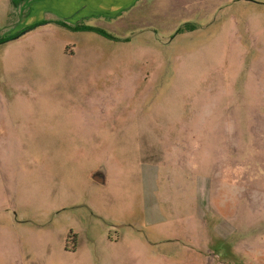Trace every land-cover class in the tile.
<instances>
[{"label": "rangeland", "instance_id": "1", "mask_svg": "<svg viewBox=\"0 0 264 264\" xmlns=\"http://www.w3.org/2000/svg\"><path fill=\"white\" fill-rule=\"evenodd\" d=\"M130 2L0 0V264H264V0Z\"/></svg>", "mask_w": 264, "mask_h": 264}, {"label": "crops", "instance_id": "2", "mask_svg": "<svg viewBox=\"0 0 264 264\" xmlns=\"http://www.w3.org/2000/svg\"><path fill=\"white\" fill-rule=\"evenodd\" d=\"M13 7L22 9L25 16V21L14 31L20 32L23 28L31 26L46 19V15L50 14L58 18L60 22H65L69 25H80L81 23L91 26L90 17L95 15L114 16L119 11L124 10L133 2L132 0H7ZM33 16V18H31ZM60 26H63L60 24ZM65 27V26H63ZM0 119V141L3 136H6L7 130L1 129ZM13 129H16L14 127ZM10 142V139H8ZM16 143L17 140L15 139ZM95 171V170H94ZM92 171L90 175L94 172ZM101 179L107 183V174L103 170L100 175ZM94 181L100 182L97 179Z\"/></svg>", "mask_w": 264, "mask_h": 264}, {"label": "trees", "instance_id": "3", "mask_svg": "<svg viewBox=\"0 0 264 264\" xmlns=\"http://www.w3.org/2000/svg\"><path fill=\"white\" fill-rule=\"evenodd\" d=\"M60 24H62L63 26H65V27H67V28H69V29H72V30H93V31L99 32V33H101V34L107 35L105 31H103V30H101V29H99V28H97V27H93V26H88V25H69V24H67V23H65V22H60ZM39 25H40V24L37 23V24H34V25H32V26H30V27L24 29V30H25V31H28V30H31V29H33V28L39 26ZM188 28H189V29H190V28L193 29V26H192V25H188V24H184L182 27H180V28L178 29V32L182 31L183 29H188ZM21 33H22V32H18V34H16V35H19V34H21ZM9 39H10V37L7 38V39H4V40H2V41H0V43L5 42V41H8Z\"/></svg>", "mask_w": 264, "mask_h": 264}, {"label": "water", "instance_id": "4", "mask_svg": "<svg viewBox=\"0 0 264 264\" xmlns=\"http://www.w3.org/2000/svg\"><path fill=\"white\" fill-rule=\"evenodd\" d=\"M101 169L99 170H95L91 175H90V177L92 178V179H97V180H99L100 182H102V183H105V181L104 180H100L101 178Z\"/></svg>", "mask_w": 264, "mask_h": 264}]
</instances>
